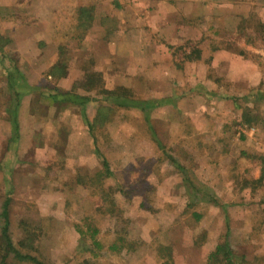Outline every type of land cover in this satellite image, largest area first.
<instances>
[{
  "label": "rangeland",
  "instance_id": "1",
  "mask_svg": "<svg viewBox=\"0 0 264 264\" xmlns=\"http://www.w3.org/2000/svg\"><path fill=\"white\" fill-rule=\"evenodd\" d=\"M6 1L18 3L0 0V8ZM104 3L101 0L102 7ZM199 3H187L180 21L192 27L195 20L199 31L186 32L188 39L181 46L167 47L176 57L170 67L191 66L187 61L198 54L204 55L200 66L181 67L176 73L166 68L161 83L146 87V78H119L117 83L116 75L128 74L124 67L107 68L99 83L95 76L94 90H125L136 98L170 95L172 101L154 111L159 117L142 123L139 110L104 109L103 122L97 121L93 131L112 176L93 180L94 174L83 173L74 188L56 191L43 178L40 184L48 188L14 190L0 170V211L8 199V233L22 253L43 264H209L210 253L226 240L227 248L244 258H231V264H264V0ZM194 11L200 15L196 19ZM91 13L76 9L72 16L77 20L82 16L84 24ZM5 15L9 19L8 12H0V26ZM25 15L31 26L39 21L35 12ZM140 17L146 24V14ZM7 37L11 38L9 33ZM12 41L8 48L19 46ZM59 51L72 55L75 48L63 46ZM215 52H230L239 59L226 62L218 55L213 60ZM87 62L77 80L80 86L98 72ZM222 64L232 70L223 74ZM170 84L178 90L169 91ZM4 85L0 78V100ZM88 154L82 150L78 164L91 170L94 164L86 160ZM196 188L201 192L195 194ZM2 225L0 216V257ZM113 244L116 250L109 248ZM224 258L219 254L210 264H227ZM6 262L34 264L12 253Z\"/></svg>",
  "mask_w": 264,
  "mask_h": 264
},
{
  "label": "crops",
  "instance_id": "2",
  "mask_svg": "<svg viewBox=\"0 0 264 264\" xmlns=\"http://www.w3.org/2000/svg\"><path fill=\"white\" fill-rule=\"evenodd\" d=\"M51 1L16 0V5L6 1L5 4L2 2L5 7L2 5L0 8V12H8L9 17L7 19L5 15L0 26V78L5 81L4 95L0 100V149L3 150L0 170L4 171L9 186L14 190L25 186L26 190L49 187L56 191L74 188L75 183L83 179V173L94 174L93 180L104 177L103 167L95 153L99 150L93 128L97 121L103 122L106 107H121L99 92L104 93L105 87L87 90L78 84L80 72L85 68L84 62L89 60L98 71L96 73L104 78L107 68L124 67L128 74L125 72L123 77L116 75L117 83L119 78H146V87L165 77L166 68L176 73L183 69L181 67L200 66L204 61V55H199L187 61L191 66L186 63L174 69L170 65H174L172 61L176 57L167 47L181 46L188 39L186 32L194 34L195 30L199 31L195 20L192 27L180 21L185 16L186 4L197 6L200 0H186V4H180L178 0H108L107 4L105 0L103 7L101 0L97 4H90L89 0ZM76 9L80 13L92 12L94 16L91 13L83 24L82 16L78 20L72 16ZM33 12L39 19L38 22L33 20L35 26L29 25V16L25 15ZM141 14H146V24ZM199 16L196 17L194 11V19ZM8 33L11 38L7 37ZM11 39L19 46L8 48L6 45ZM30 45L40 47L33 50ZM63 46H74L75 51L72 55H64L59 51ZM105 52L108 54L103 55ZM218 55L226 62L239 59L238 55L230 52H215L213 60ZM59 60L64 62L63 68H59ZM224 66L221 65L223 74L232 70ZM30 76H35L34 80H30ZM149 78H153L152 82ZM171 89L177 91L178 86L170 84L169 91ZM75 95L87 99L83 103L75 102ZM168 97L163 104L172 102ZM163 104L146 113L139 108H126L139 110L145 119L139 120L142 123L159 117L153 116L154 111L162 109ZM91 108L96 109L90 112ZM160 119L167 120L168 116ZM89 124L93 125L92 131ZM27 139L29 141L25 143ZM82 150L87 154L93 153L86 158L95 166L92 171L80 168L78 164ZM103 157L107 160L106 155ZM43 178L48 187L46 183L40 184ZM2 210L3 207L0 216Z\"/></svg>",
  "mask_w": 264,
  "mask_h": 264
},
{
  "label": "trees",
  "instance_id": "3",
  "mask_svg": "<svg viewBox=\"0 0 264 264\" xmlns=\"http://www.w3.org/2000/svg\"><path fill=\"white\" fill-rule=\"evenodd\" d=\"M197 53H199V50H196ZM199 56V54L197 55ZM64 62L61 60H59V68H63ZM64 72V71H63ZM95 76H97V81L98 83L101 81V76L98 75L97 73H93V74H89L84 81L81 83V87L84 89H93L92 83L95 80ZM104 93H107V95L109 96V100L112 101L114 104H116L117 106L120 107H134V108H139L141 110H143L145 113L148 112L150 109L158 107L159 105L163 104L166 102L167 98H161V99H139V98H135L133 96H128L127 92L125 90L121 91V92H114V91H110V90H104ZM66 97L69 96V94H64ZM73 99L75 100V102H81L83 103L87 98L84 96H73ZM92 124H89V130L92 131ZM158 142V141H157ZM158 145H160V143L158 142ZM97 153V157L100 160V163L103 167V172L105 177H110L112 176V171L110 170L108 161L101 156V154L96 150ZM171 161L174 163V165L181 171L184 173L185 169L184 167L178 163L177 161H175L173 158H171ZM204 187V186H203ZM200 191L199 188L195 189V194H198ZM205 195V194H204ZM200 199V198H199ZM200 200L205 201L203 198H201ZM210 201H215L212 197ZM9 204V200L6 199L3 203V210H2V218H3V225L1 227V237L3 240V245H4V250H3V254L0 257V264H7L6 259L8 257V254L12 253L13 257L19 260H30L31 262H33L34 264H43L41 261H39L37 258H35L34 256H31L28 253H22L18 248H16L10 238V235L8 233V229H9V221H8V211H7V207ZM197 217H199L198 215H196ZM96 233V230L92 231V235ZM95 243H97L95 241ZM22 244V243H21ZM227 241L225 240V242L222 243H218L215 246V250L213 252L210 253L209 255V264L210 261H216L217 260V256L219 254H222L225 258V262H228L227 264H231L233 260H231V258H237L238 260H244V258L239 257V256H235L230 248L226 246ZM109 248L111 250H116V246L113 244L111 246H109ZM214 264V263H213Z\"/></svg>",
  "mask_w": 264,
  "mask_h": 264
}]
</instances>
